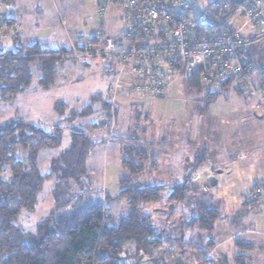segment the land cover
Wrapping results in <instances>:
<instances>
[{
  "label": "rangeland",
  "instance_id": "1",
  "mask_svg": "<svg viewBox=\"0 0 264 264\" xmlns=\"http://www.w3.org/2000/svg\"><path fill=\"white\" fill-rule=\"evenodd\" d=\"M220 1L193 0V6L198 11H208ZM96 10L97 0H0V11L4 12L5 19L14 21L11 27L6 23L2 24L0 51L14 49L12 39L14 34L20 36L22 44L37 42L41 48L47 50L70 48L69 39L76 45L81 44L88 38V31L97 23ZM110 21L111 17L108 15L106 29L112 35H117L115 33L120 25L116 19L112 20V25ZM263 44L259 42L257 47ZM258 58L260 60L258 67H252L251 78L255 86L261 87L258 78L263 77L264 71L260 68L264 69V54L261 52ZM85 61V64L81 63V59L64 58L59 61V73L55 85L47 90L39 88L37 65L32 63L33 74L30 85L13 100L0 101V123L20 118L48 131L56 123L61 125L60 144L55 148L42 149L38 153L37 165L42 174L50 172L52 158L59 155L70 144V128L79 125L81 121V118L71 121L64 117L60 118L54 108L55 102L60 101L64 104L65 116L69 110L78 109L87 104L90 96L95 93L101 94L102 101L108 99L106 87L111 77L110 73H104L103 65L94 59ZM234 87L233 85L224 88L210 102H205L206 93L197 87L196 83L190 81L187 87L180 79H175L161 96L119 90L115 100L116 108L114 106L111 109L112 104L105 106L109 108V111L111 110L109 116L112 115L113 118L107 120L106 124L109 126L87 131L92 146L87 155V174L81 187L87 194L82 195L80 199H74V207L79 208L90 202H102L104 193L110 197L114 196L121 188L119 181L121 176L127 177L132 186H145L157 182L156 180L167 183L180 182L183 173L181 168L187 166L188 157L190 155L195 157L204 149L212 155L213 147L218 149L225 145L226 148L228 147L227 152L233 154L234 158L236 149L241 143L235 147L233 145L239 138L240 121L244 115L260 116L258 123L264 129V95L261 100H258L250 90ZM261 89L264 90L263 87ZM92 105L95 108L93 113L81 121L83 125L86 123L87 128H90L91 121L97 122L98 116L102 115L104 110L99 101ZM135 125L142 127L138 132L139 135L136 136L137 142H141V147L138 148L143 150L145 148L144 153L147 156L153 151L155 159H152V153L146 160L141 161V172L130 174L128 166L122 164L127 156L122 147L130 146L132 149L138 146L136 142L132 143L128 140L133 136L132 130ZM253 143L256 148L258 147L256 156L261 163L262 172L255 174L252 168L242 167L239 163L240 166L226 165L232 168L231 173L216 172V185L209 186L205 197H211L209 204L216 207L219 205L222 215L225 216L217 219L213 223L212 230L204 233V236L197 234L196 229L184 228V234H181L178 229V226H183L186 221L191 220L192 213L189 212L196 203L194 199L176 204L172 213L165 199L149 203L141 208V212L148 214L152 223L156 222L159 229L164 227L165 231L162 228L159 234L161 243L156 250L152 253H144L140 250L142 253L140 251L137 253L138 264H156L155 259L161 256H165L169 264H174L173 255L177 251L182 254L188 264H223V254L226 256V264H235L232 255L236 249L231 240L223 241L218 247L212 249L210 245L205 246L208 235H212L213 240L224 238L228 234L226 231L229 230L230 224L238 230H245L244 226L254 227L255 232L243 231L237 236L255 244V251L248 253L251 258L250 264H264V198L260 197L255 203H252L250 199L246 204L238 203L239 200L242 201V198L246 199L245 194L249 195L255 182L264 183V134L258 138L255 137ZM160 150L171 154L169 162L157 164ZM240 153L243 155L244 151ZM25 156L23 152L18 154V158L21 159L23 157L25 159ZM130 157L137 162L134 154ZM244 163L251 162L247 160ZM2 177H9L7 169ZM55 180V176L51 175L43 181L34 210L23 212L15 221L18 226L33 225L49 214L54 207L52 190ZM70 185H73L72 182ZM189 185L198 191L197 182H189ZM70 188L72 190L73 187ZM76 190L77 188L73 190L74 192H68L66 198H75L78 195ZM107 204L109 211L114 214H120L126 210L125 198L110 200ZM232 215L234 221H230ZM223 222L225 229L219 227ZM166 228L173 237L183 236L184 251L178 248L176 243L166 241L168 238Z\"/></svg>",
  "mask_w": 264,
  "mask_h": 264
},
{
  "label": "trees",
  "instance_id": "2",
  "mask_svg": "<svg viewBox=\"0 0 264 264\" xmlns=\"http://www.w3.org/2000/svg\"><path fill=\"white\" fill-rule=\"evenodd\" d=\"M226 1L231 4L232 8L237 3L243 2V0ZM1 23H6L11 27L14 21L6 20L3 15ZM12 39L14 49L0 51L1 102L13 100L17 94L23 92L30 85L33 74L32 63L37 65L39 88L47 90L55 85L59 73V61L64 58L81 59V63L85 64V60L91 59L66 56L70 52V48L47 50L41 48L37 42L22 44L18 34H14ZM259 42L264 43V40ZM259 42L252 44L246 53L253 67H258V61H260L258 57L261 52L264 54V44L257 47ZM98 63L103 65L104 73L106 70L110 74L112 73L106 64ZM257 70L264 71L262 67ZM262 74L263 77L258 78V81L261 87H264V73ZM190 81L205 91L207 99L205 102L213 100L224 88L233 86L231 81L226 80L215 88L206 89L200 84L196 74ZM189 82L185 83L187 87ZM97 101L104 109L103 113L98 116L97 122L91 121L90 128H87L86 123L83 125L81 121L93 113L95 108L92 103ZM109 104H111L109 98L107 101H102L101 94L95 93L90 96L87 104L78 109L69 110L64 116V104L60 101L55 102L54 108L60 118L64 117L68 121L81 118V121L79 125L70 128L69 146L52 158L50 172L46 174L39 171L38 153L42 149L55 148L60 144L61 125L56 123L48 131L20 118L0 123V264H138L137 253L140 250L144 253H152L156 250L161 243L159 234L164 228L159 229L156 222L152 223L148 214L141 212V208L163 199L169 204L170 213L173 212L176 204H182L191 199L195 200L196 203L189 212L192 213L191 220L186 221L183 226H178L180 233L183 234L184 228H188L189 230L196 229L197 234L204 236V233L212 230L213 223L217 219L225 216L222 215V210L219 207L209 204L212 198L205 197L209 189L205 192L196 191L197 189L192 188L191 185L185 184V179L169 183L156 180L157 182L153 184L132 186L127 177L121 176L119 180L121 188L114 196L110 197L104 193L102 202H90L75 208L74 199H80L82 195L87 194L81 188L87 174V155L92 146L87 131L109 126L106 123L110 118L111 110L109 111V108L105 107ZM111 106V109L114 106L116 108V103ZM134 127L133 136L128 140L132 143L136 142L138 146L132 147V149L130 146L122 147L127 155L122 164L128 166L130 174L141 172V161L146 160L153 153L151 151L147 156L144 153L145 148L144 150L139 149L141 142H137L136 136L139 135L138 132L142 127L137 125ZM110 129L112 128L110 127ZM20 152L25 153V159L24 157L23 159L18 158ZM131 154L136 156L137 162L130 157ZM203 155L204 151L195 155L189 174L204 163ZM152 159H155L154 153ZM6 169L9 172V177L3 178L2 175ZM51 175L56 178L52 190L54 207L46 217L33 225L18 226L15 222L16 219L23 212L34 210L42 183ZM71 182L73 185H70ZM70 187L77 188L78 195L75 198H66L68 192H74V189L71 190ZM118 198H125L126 210L120 214L111 213L107 203ZM248 200L246 197L244 203H248ZM167 231L166 241L176 243L178 248L184 251L182 248L183 236L173 237L172 234H169V229ZM205 243V246L210 245L211 249L215 246L211 235L206 237ZM231 243L236 249L232 255L234 263L250 264L251 258L248 253L255 251V244L236 236L231 238ZM260 247L263 246L260 245ZM177 253L186 263L182 254L177 251L173 255L174 264H176L175 255ZM222 261L223 264L227 262L224 254ZM155 262L156 264H169V260L165 256L155 259Z\"/></svg>",
  "mask_w": 264,
  "mask_h": 264
},
{
  "label": "built area",
  "instance_id": "3",
  "mask_svg": "<svg viewBox=\"0 0 264 264\" xmlns=\"http://www.w3.org/2000/svg\"><path fill=\"white\" fill-rule=\"evenodd\" d=\"M108 15L120 25L117 35L106 29ZM2 16L0 11V23ZM96 16L85 41L76 45L69 39L66 56L106 64L112 71L106 87L112 105L119 90L161 96L175 79L186 83L195 74L206 89L229 80L258 100L264 95L252 81L246 56L252 44L264 40V0H243L234 8L221 0L208 11L196 10L193 0H97ZM214 172L203 163L185 184L197 182L205 192ZM247 197L264 198V183Z\"/></svg>",
  "mask_w": 264,
  "mask_h": 264
},
{
  "label": "crops",
  "instance_id": "4",
  "mask_svg": "<svg viewBox=\"0 0 264 264\" xmlns=\"http://www.w3.org/2000/svg\"><path fill=\"white\" fill-rule=\"evenodd\" d=\"M112 24H113V21L111 20L110 25H112ZM106 73H108L107 70H106ZM256 87H258V86L256 85ZM260 118L261 117L258 115L256 116L253 114H246L241 119V121H240L241 128H239L240 133L238 135L239 138L236 140V143L233 146L235 147L236 145H239L240 143H241V145H239L238 148L236 149V155L234 158H233V154H229L227 152L228 147L226 148L225 145L218 147V149H215L213 147L212 150L214 151V153H212V155H209L207 150L204 149V155H203L204 163H207V164H209L215 168L214 175L216 174V171L219 169L221 172L224 171L227 173H231L232 168L231 167L228 168V166H226V165H232V167H233L235 164H237V165L240 164L242 167H250L253 169V172L255 174L262 172L261 171V169H262L261 163L259 162V159L256 156V152L258 150V147L256 148L255 144L253 143V140L255 139V137L258 138L264 134V129H262V127L258 123V120ZM243 133H245V134L242 135ZM241 151H244L243 155H240ZM170 155L171 154H167L164 150H160L159 157L156 160L157 164H160L162 162H169V156ZM193 158H194L193 155H190L188 157L187 166H184L181 168L183 170V173H182V176H181L182 178L180 179V181H183L184 179L185 180L188 179V178H186V176L189 174V170L191 168ZM256 159H257V161H256ZM247 160H249L251 163H244ZM194 171H192L188 177L193 176ZM165 183H167V182H165ZM257 183L255 182L253 184V187L256 186ZM246 197L247 196L245 194V198ZM242 202L244 203V198H242V201H240V200L238 201V203H242ZM218 207H220V206L218 205ZM220 218H222V217H220ZM231 220H233V215H232L230 221ZM224 224L225 223L223 222L222 224L219 225V227L225 229ZM228 226H229V230L226 231V232H228V234L220 240H214L215 241L214 248L218 247L223 241L227 242V241L231 240V238L234 236L238 237L237 235L241 234L243 231L255 232L254 227L251 225L250 226H244L245 230L234 229L233 228L234 226L232 224H230Z\"/></svg>",
  "mask_w": 264,
  "mask_h": 264
},
{
  "label": "water",
  "instance_id": "5",
  "mask_svg": "<svg viewBox=\"0 0 264 264\" xmlns=\"http://www.w3.org/2000/svg\"><path fill=\"white\" fill-rule=\"evenodd\" d=\"M216 172L219 173L220 170H217ZM206 180H207L208 185L210 187H213V186L216 185V177H215V175H209ZM175 258H176V264H186L178 253L175 255Z\"/></svg>",
  "mask_w": 264,
  "mask_h": 264
}]
</instances>
